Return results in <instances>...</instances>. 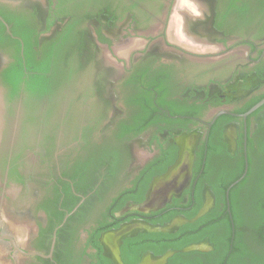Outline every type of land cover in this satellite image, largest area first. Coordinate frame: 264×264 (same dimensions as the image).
<instances>
[{"label": "flooded vegetation", "instance_id": "1", "mask_svg": "<svg viewBox=\"0 0 264 264\" xmlns=\"http://www.w3.org/2000/svg\"><path fill=\"white\" fill-rule=\"evenodd\" d=\"M4 15L20 20L24 28L17 29L30 34L38 46L56 40L69 24L76 30L80 42L71 50L76 54L66 58L72 74L59 89L29 93L20 82L11 91L4 73L16 62L13 40L20 41L21 57L23 42L11 33ZM0 23L10 37H0V234L11 236L23 251L0 238L8 244L4 263L115 264L100 244L109 230L96 238L100 252L92 243L107 204L124 190L123 197L139 193L148 165L149 172L159 167L158 158L171 156L174 148L177 156L183 135H197L190 180L161 209L173 198L187 202L200 175L187 191L199 159L206 163L209 179L200 193L203 198L210 192L212 208L209 183L215 178L238 172L241 162L244 169L245 157L252 178L259 175L264 103L249 111L264 98V0H0ZM151 96H159L164 105L156 103L157 124L130 138L110 140L123 159L81 207L86 195L74 190L72 177L81 176L86 165L79 183L96 181L99 186L105 171L93 169L99 163L95 151L109 145L107 138L119 121L134 111L130 100ZM171 109L177 113L170 114ZM164 115L188 121L169 122ZM141 201L124 200L114 212L127 213L120 224L150 223L151 212L126 210ZM176 216L182 215L171 219ZM124 239L119 243L122 264L161 255L139 249L126 263ZM200 242L209 244L208 238ZM209 245L210 250L199 252L213 250Z\"/></svg>", "mask_w": 264, "mask_h": 264}, {"label": "trees", "instance_id": "2", "mask_svg": "<svg viewBox=\"0 0 264 264\" xmlns=\"http://www.w3.org/2000/svg\"><path fill=\"white\" fill-rule=\"evenodd\" d=\"M3 17L10 24L11 33L21 37L23 42L22 58L19 55L20 41L13 40L16 45L14 54L16 62L4 73V81L11 86V91H17L20 82L25 83L24 90L29 93L42 94L59 89V86L65 82L64 78L72 74L70 69L66 68V58L76 54L75 51H71L80 42V37L76 30H73L72 25L69 24L68 28L59 33L56 40L38 46L37 40L31 39L32 36L30 34L26 35L25 31L17 29L18 26L23 27L20 20L17 21L16 19L13 22L5 15ZM1 35L10 40L9 35L4 32V27L0 23V37H2ZM22 59L24 60L23 65ZM147 99L145 101H142V99L130 100L134 111L129 112L127 118L119 121L114 134L107 138L109 145L101 144L98 146L100 150L95 151L98 153L97 159L99 163L96 162L93 169L105 171L101 174L104 179L99 186L96 181L80 184L81 179L79 177L84 175L86 165L81 166V176L77 179L72 177L74 179V190L86 195V200L81 207L94 198L98 188L106 182V178L116 170L115 168L120 165L123 159L121 155L119 157V151L111 146L110 140L113 139L118 142L121 139L130 138L139 134L149 125L157 124L159 117L154 113V109L157 107L156 103L163 107L164 105L161 103L159 96L157 98L151 96ZM176 113V111L171 109L170 114ZM182 113L184 115L195 114L186 111ZM164 120L178 124L188 121L183 119L171 120L168 115H164ZM118 149L120 150L119 147ZM202 156L204 157L203 150L200 152V158ZM176 157V148H174V153L171 156L157 157L160 159V165L159 167L156 166L151 172H149L151 164L148 165L146 168L148 175L144 178V183L139 193L123 197L128 191L124 190L114 201L107 204V208L104 211V221L98 222L92 234V243L98 252L101 251V246L96 238L100 232L116 229L122 221L128 219L127 213L115 216L114 212L119 211L126 198H131L135 202L143 200L152 176L163 174L173 164ZM260 158L259 175L252 178L253 171L250 165L246 176L229 190L228 200L232 220H230L229 214L226 212L225 190L242 174V162L238 172L231 173L228 177L215 178L209 183L210 190L214 196V207L194 222L183 224L170 233H138L134 238L124 239L121 245L124 262L127 263L132 260L133 258L129 259V254L133 252L136 255L139 249L140 251L149 250L154 255H159L167 250H179L189 244L200 242L203 238H208L209 244L213 247L210 252L205 254L199 251L177 252L168 259L167 264H202L204 260L209 261L208 264H264V146L260 147ZM196 175H199L197 180L195 179ZM207 177L206 163L204 164L202 159H199L198 162H195L191 188L189 187L187 191L192 189L194 180H196L195 188L193 194L188 193L187 202L182 203L181 198H173L172 203L166 205L163 209L150 213V216H152L149 220L150 224L163 225L168 223L176 214H181L185 218L191 219L202 205L200 189L202 187L201 184L209 180ZM247 188L249 189L247 190ZM174 207H177V209ZM232 228L233 238L231 240Z\"/></svg>", "mask_w": 264, "mask_h": 264}, {"label": "water", "instance_id": "3", "mask_svg": "<svg viewBox=\"0 0 264 264\" xmlns=\"http://www.w3.org/2000/svg\"><path fill=\"white\" fill-rule=\"evenodd\" d=\"M263 103H264V98L261 99L257 104H255L250 109L249 112L255 110ZM243 116H245V114ZM196 139H197V135L195 133L181 136V138L177 143L178 152H177V157L173 162V164L170 165L163 174L158 175L151 180L144 194V199L140 203H137L127 208L126 210H133L142 213L157 211L161 209L167 202H169L173 196H177L180 193V191L187 185V183L190 180V174L194 160ZM246 172H247V160L245 157V166L242 174L235 181H233L225 190L226 206L230 220L232 219L229 210V200H228L229 190L232 186L238 183L246 175ZM212 206H213L212 195L208 190H206L202 198V205L200 209L191 219H187L184 216H176L173 219H171L168 223H165L163 225H153L144 221L131 220L126 223L120 224L116 229H112L103 233L102 237L100 238V244L103 245V248L107 253H111L115 264H122L120 260L119 243L125 237L132 236L137 233L173 232L177 227L183 224L194 222L199 217L204 215L207 211H209V209H211ZM0 228H1V220H0ZM0 238L8 239L14 250L23 252L15 245L14 239L11 236L7 234H0ZM232 238H233V228H232L231 240ZM210 249L211 247L208 243H204V242L193 243L179 250H167L166 252H164L163 254L157 257H151L150 255H145L138 264H166L167 260L177 252L208 251ZM34 254H38L40 256L51 255V253L47 255L40 253H34Z\"/></svg>", "mask_w": 264, "mask_h": 264}, {"label": "rangeland", "instance_id": "4", "mask_svg": "<svg viewBox=\"0 0 264 264\" xmlns=\"http://www.w3.org/2000/svg\"><path fill=\"white\" fill-rule=\"evenodd\" d=\"M4 218L8 219V216L6 215ZM15 234L18 236V238L21 239L20 234H19V232L17 230H15ZM21 241H22V239H21ZM7 248H8V244L6 242H3L0 239V264H7L6 262L4 263V261H5L4 259H5V256H6Z\"/></svg>", "mask_w": 264, "mask_h": 264}]
</instances>
